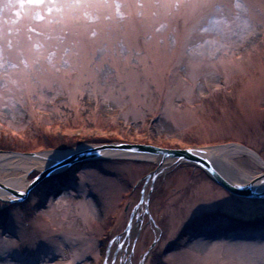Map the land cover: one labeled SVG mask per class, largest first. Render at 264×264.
Wrapping results in <instances>:
<instances>
[{
	"label": "rangeland",
	"instance_id": "obj_1",
	"mask_svg": "<svg viewBox=\"0 0 264 264\" xmlns=\"http://www.w3.org/2000/svg\"><path fill=\"white\" fill-rule=\"evenodd\" d=\"M87 11L65 26L46 7L0 0V134L17 142L1 152L233 145L264 161V0H93ZM250 156L242 164L264 172ZM172 157L162 171L153 158L84 160L21 202L0 200V264H112L130 219V264H264V223L247 225L264 197Z\"/></svg>",
	"mask_w": 264,
	"mask_h": 264
},
{
	"label": "bare ground",
	"instance_id": "obj_2",
	"mask_svg": "<svg viewBox=\"0 0 264 264\" xmlns=\"http://www.w3.org/2000/svg\"><path fill=\"white\" fill-rule=\"evenodd\" d=\"M205 150L209 151L212 161L221 173L231 182L252 183L254 188L264 191V180H258V172L252 170L248 165L242 164L241 154L245 151L250 153L257 163L264 164L261 157L254 152H250L244 147L233 145H221L208 147ZM69 153V150H49L37 154L23 155L14 153L0 152V184L5 188L0 190V195L7 198L11 194L26 189L29 184L28 175L33 168L40 170L44 169L52 163L58 162ZM108 155H117L122 157H139V158H153L157 160L164 167L159 170L162 171L174 162L172 156H161L154 153L132 152L127 150L107 151ZM104 154V155H105ZM204 240V239H203ZM203 240H200L204 243ZM210 243L211 240H206ZM205 242V243H206ZM242 243V242H239Z\"/></svg>",
	"mask_w": 264,
	"mask_h": 264
},
{
	"label": "water",
	"instance_id": "obj_3",
	"mask_svg": "<svg viewBox=\"0 0 264 264\" xmlns=\"http://www.w3.org/2000/svg\"><path fill=\"white\" fill-rule=\"evenodd\" d=\"M117 150H127L132 152H144V153H154L161 156H175L179 160H187L195 163L196 165L203 168L208 175L215 179L218 183L224 186L226 189L240 196L246 197H264V191H260L254 188L252 183H233L227 179L221 171L216 167L215 163L209 154V151L205 149H193V153L184 151V149H164L160 147L147 146V145H131L125 143H111V144H99L93 146L78 147L76 149H70L69 153L63 157L58 162L52 163L42 169L38 175L29 181L26 189L17 192L16 194H11L7 198L0 195V200L8 201L11 203L23 201L28 193L38 184L40 181L46 177L52 176L54 174L60 173L68 169L72 164L84 161L102 158L105 156L107 151H117ZM161 150H167V155ZM17 154V152H13ZM105 154V155H104ZM258 180H264V172L257 176ZM239 185V186H237ZM5 188L0 184V190Z\"/></svg>",
	"mask_w": 264,
	"mask_h": 264
},
{
	"label": "snow or ice",
	"instance_id": "obj_4",
	"mask_svg": "<svg viewBox=\"0 0 264 264\" xmlns=\"http://www.w3.org/2000/svg\"><path fill=\"white\" fill-rule=\"evenodd\" d=\"M25 5H38L42 8L46 7L47 12L50 14H55V19L57 22L67 25L69 19L76 20L81 15H88V8L91 6L93 0H22ZM40 19H43L41 16ZM95 33H93L94 35ZM52 39L51 37H46L44 40L39 41L35 44V49L37 53H43L49 48L48 40ZM64 39L63 36L59 37V40L62 42ZM167 155V150H161ZM184 151L193 153V149H184ZM164 165L160 164V168H163ZM239 186V185H237Z\"/></svg>",
	"mask_w": 264,
	"mask_h": 264
},
{
	"label": "trees",
	"instance_id": "obj_5",
	"mask_svg": "<svg viewBox=\"0 0 264 264\" xmlns=\"http://www.w3.org/2000/svg\"><path fill=\"white\" fill-rule=\"evenodd\" d=\"M0 142H2V144H5L6 146H7V143H9V142H13V143H17L15 140H13V139H9L8 137H6V136H3L2 134H0ZM45 142V141H44ZM48 146H53V145H50L49 143H47V142H45ZM264 223V220H257L256 222H249V224H247V225H251V223L253 224V223Z\"/></svg>",
	"mask_w": 264,
	"mask_h": 264
}]
</instances>
